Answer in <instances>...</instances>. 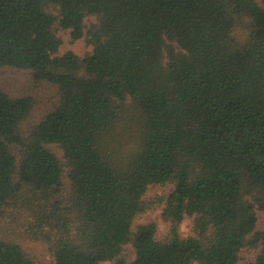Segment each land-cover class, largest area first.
<instances>
[{"label": "trees", "instance_id": "1", "mask_svg": "<svg viewBox=\"0 0 264 264\" xmlns=\"http://www.w3.org/2000/svg\"><path fill=\"white\" fill-rule=\"evenodd\" d=\"M1 66L57 101L0 87V264H264V0H0Z\"/></svg>", "mask_w": 264, "mask_h": 264}, {"label": "rangeland", "instance_id": "2", "mask_svg": "<svg viewBox=\"0 0 264 264\" xmlns=\"http://www.w3.org/2000/svg\"><path fill=\"white\" fill-rule=\"evenodd\" d=\"M89 19L93 21L94 17L90 16ZM56 32L62 41L59 47V54L67 50H72L76 54L82 56L91 50V45L86 42L85 37H81L74 42H71L69 29H57ZM0 87L12 97H19L23 95L31 97L33 105L28 118L22 123L21 129L23 133L27 132L26 129L30 124L40 120L44 113L52 108L57 101L56 88L47 83L33 81L30 71L25 69H19L11 66H1ZM47 146L56 154L60 161L64 162L62 149L57 144L51 143ZM63 182L66 188L69 187V181L66 176L63 177ZM171 187L172 185L170 184L152 186L146 191L145 196L154 200L161 194H167ZM161 207V204L155 203L153 207L148 209L146 212L139 214L135 218L134 225L148 221H155L157 225L156 236L157 238L163 237L168 224L161 217ZM256 215V227L258 229L264 228V211L256 208ZM190 224L191 220L189 218L184 219L180 224V231L183 236L190 233ZM34 250L38 251L37 253L39 254L43 253V250L38 245L34 246ZM257 250L258 249H243L240 253L238 264H245L246 262L253 260L257 254ZM124 254L128 260L133 258L134 252L130 244L125 246ZM44 255L47 257L46 254ZM100 264H112V261L106 260L102 261Z\"/></svg>", "mask_w": 264, "mask_h": 264}]
</instances>
